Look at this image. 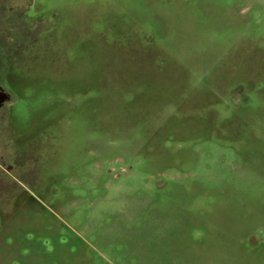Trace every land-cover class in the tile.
Instances as JSON below:
<instances>
[{
    "label": "rangeland",
    "instance_id": "1",
    "mask_svg": "<svg viewBox=\"0 0 264 264\" xmlns=\"http://www.w3.org/2000/svg\"><path fill=\"white\" fill-rule=\"evenodd\" d=\"M28 2L0 264H264V0Z\"/></svg>",
    "mask_w": 264,
    "mask_h": 264
},
{
    "label": "flooded vegetation",
    "instance_id": "2",
    "mask_svg": "<svg viewBox=\"0 0 264 264\" xmlns=\"http://www.w3.org/2000/svg\"><path fill=\"white\" fill-rule=\"evenodd\" d=\"M30 5L31 3H29L28 0H0V11L3 13L4 16V23H2L0 26V54L4 56V60H7L9 57H12L13 53L17 52V50L21 49L25 44L33 43L36 40V34L35 32H33L34 26H30L31 23L34 24L35 22L30 19L25 13L30 7ZM19 11H21V15H15V12ZM15 16L16 18L21 17L18 22L24 23V27L26 25H29V27L32 28L28 29L30 30V32L27 29H25L24 31L23 29L22 31H19V34L16 35L19 40L18 43H16L17 45H14L15 37L13 36V26L16 19ZM11 103L12 100L10 94L0 83V111L3 109L6 110L9 106H11ZM3 146L4 149H8V146H6L5 144H3ZM14 158H17V156H15ZM9 160H11L10 156L5 151L4 153L0 154V169L3 173L11 175L13 174V169L9 164Z\"/></svg>",
    "mask_w": 264,
    "mask_h": 264
}]
</instances>
